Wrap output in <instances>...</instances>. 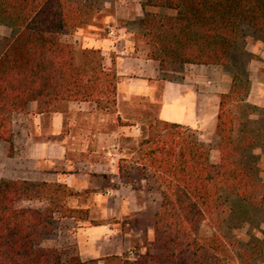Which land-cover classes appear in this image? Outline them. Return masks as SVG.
Instances as JSON below:
<instances>
[{"label": "trees", "instance_id": "1", "mask_svg": "<svg viewBox=\"0 0 264 264\" xmlns=\"http://www.w3.org/2000/svg\"><path fill=\"white\" fill-rule=\"evenodd\" d=\"M101 6L102 0H0V25L10 30L0 38V143H12L13 117L27 114L31 102H37L39 114L64 111L72 101L116 109V69L104 65L100 50H89L79 63L74 47L63 40L65 33L90 23ZM142 7L137 34L162 71L227 66L249 37L264 44V0H144ZM237 84L234 75L231 90L220 96L218 162L197 129L165 120L149 126L137 158L119 159L124 184L139 181L140 190L161 196L147 252L136 260L121 258L122 264L251 263L249 252L222 233L231 198L251 206L264 203L254 133L236 132L232 109L250 87L242 91ZM72 195L65 184L2 180L0 264H98L99 259L83 261L75 246L44 245L62 218L88 220V210L67 205ZM204 226L216 234L201 235Z\"/></svg>", "mask_w": 264, "mask_h": 264}, {"label": "crops", "instance_id": "2", "mask_svg": "<svg viewBox=\"0 0 264 264\" xmlns=\"http://www.w3.org/2000/svg\"><path fill=\"white\" fill-rule=\"evenodd\" d=\"M104 65L107 68L114 67L119 76L117 120L120 118L125 120V117L129 115L140 116L142 109L132 107L131 102L136 98H147L154 101L156 93L159 92L158 116L160 120L177 122L197 129L201 137L206 140L216 137L220 96L231 90L233 82V77L225 73L221 66L191 64L194 68L193 72L187 76L185 81L159 82L158 77L162 70L156 61L147 57H118L115 66L113 63L112 66L105 63ZM210 77L213 79V84L206 85ZM247 101L257 108L264 109L263 71L252 78ZM86 106L96 108L97 104L72 101L67 103L66 111L39 114L36 112L37 102H31L29 112L21 114L23 115L22 123L18 124L17 119H13L12 143L16 149L19 148V151H15L9 157L11 164L17 168H12V173H17V176L10 177V179L60 183L76 192H83L94 187V181L107 182L110 180V183L101 184L108 191L112 187L111 183L113 184L117 178H120L119 158L129 157L133 153H125L123 150L113 153L105 150L100 152V155L105 156L104 159L93 161L90 157L98 151L83 149V155L78 157L75 154L77 150L70 148L68 141L84 138L85 132L80 135L75 130V125L79 123L73 119L71 114H77L76 109L85 110ZM104 120L106 119H102L103 122ZM112 122L115 124L114 119ZM117 127L120 126L117 125ZM123 127L137 129L140 126L138 122H132V125ZM113 135L114 132L110 136ZM255 154L259 157V165L264 171V153L257 150ZM116 155L119 156L118 159L114 158ZM262 174L264 176V172ZM124 185L129 186L130 184ZM105 198L101 196L98 200L100 202L113 199L117 202L124 201L121 198ZM130 200V208L126 207L120 212L104 206L100 216L103 222L98 225L88 226L86 220L79 218H62L61 220L68 224L64 229V236L70 237V241L64 242L61 232L53 245L57 247L75 246L83 261L99 259L98 264H111L114 261L110 257L114 256L117 257L116 260L121 259L126 252H130L133 243L137 240L143 245L141 249L144 250L146 244L143 241L146 239L151 242L154 239L152 224H147L145 230L140 228L124 231L113 219L115 214L138 215L139 210L145 209V207L141 209L134 207L132 205L134 199ZM160 202L161 197L156 199V210ZM73 208H78V206ZM96 218L95 212L91 210L89 219Z\"/></svg>", "mask_w": 264, "mask_h": 264}, {"label": "rangeland", "instance_id": "3", "mask_svg": "<svg viewBox=\"0 0 264 264\" xmlns=\"http://www.w3.org/2000/svg\"><path fill=\"white\" fill-rule=\"evenodd\" d=\"M143 2L144 0H102L101 9L95 14L94 19L76 30L65 33L63 40L74 47L77 60L81 64L86 61V53L89 50H100L103 62L109 66H112V63L115 66V61L118 57L143 56L148 58L150 48L138 36V26L136 24V21L144 14ZM153 10L155 9L153 8ZM9 34L10 30L0 25V38ZM244 48L248 51L247 54H242L241 49ZM234 58L235 63L233 62L230 65L221 67L225 73H229L232 77L238 75L237 87L245 91L248 85L250 87L252 78L258 76L260 71L263 70L264 44L249 37L243 45H238ZM193 69L191 65H185L177 70H164L160 73L158 80L159 82H183L187 76L192 74ZM246 81H248V84ZM208 84H213L212 77L206 81V85ZM156 94L154 101L147 98L134 99L131 102V106L141 108L142 114L140 116L129 115L125 117V120L121 118L117 120V108L109 112L98 106L96 108L86 106L85 110H82V108L81 110L76 109L77 114L72 115V113L71 116L79 124L72 127L80 135L83 134L82 132H85V137L76 140L70 139L68 146L77 150L75 154L78 157L83 155V149L86 151H98V153L90 157L93 161L104 159L105 156L103 154L100 155V152H104L105 150L112 151L113 153H118L119 150H123L125 153L134 152L129 157L137 158L139 144L146 135L149 126L160 120L158 116L160 107L159 92ZM232 109L235 115L236 132H240L241 129L252 130L257 143L255 151L264 150V109L253 107L247 101V97H245L244 101L239 99L233 101ZM64 111H66V108ZM22 116L21 114H15L13 119H17V123L19 124L22 123ZM102 119H106L104 120L105 122ZM112 119L115 120V124L112 122ZM126 122H138L140 127L137 129L123 127L126 126L124 125ZM117 125L120 127L118 128ZM110 132H114V135L110 136ZM203 140L212 147L211 160L218 162L217 136L211 137L208 140L203 138ZM17 150L19 151V148L16 149L13 143H0V182L17 176V173H12V168H17L11 164L12 161L9 159ZM114 158L118 159L119 156L116 155ZM257 166L260 177L264 181L262 174L264 171L259 165V159L257 160ZM105 182L102 180L94 181V187L83 192H76L72 188H69L73 195L67 198V205L71 208L78 206L77 209L80 211L88 210L90 212L93 210L97 218H88L86 220V224L91 226L103 222L100 216L104 206L113 208L115 212H120L126 207L130 208V199H134L132 200L134 207H138V209L145 207V209L143 211L139 210L138 215L123 216L115 214L113 217L114 221L119 223L124 231L140 228L145 230L147 224H152V215L156 211V199L161 197L160 194L148 192L144 189L140 190L138 188L139 181L135 186H126L120 178H117L113 184L111 183L112 187L107 191L106 188L101 186ZM106 183H110V180ZM101 196L106 198H121L124 201L117 202L113 199L111 201L105 200L104 202H100L98 197ZM82 213L80 212L77 215L80 216ZM222 217L224 219L222 233L226 238L238 242L242 250L249 252L248 255L252 259L250 264H264V203L261 206H251L236 198H231L225 207ZM66 223V221H59L54 235L50 239L45 240V246L53 247L54 241L58 239L61 232L63 241H70V237L64 236V229L68 226ZM215 234L216 231L208 226H204L201 230V235L203 236L211 237ZM143 242L146 244L144 250L141 249L143 245L137 240L131 248L133 254H130V250L122 258L136 260L145 254L152 241L148 242L145 239ZM111 260L114 261L111 264H122L121 259L116 260L115 258H111ZM156 264L178 263L161 261Z\"/></svg>", "mask_w": 264, "mask_h": 264}, {"label": "built area", "instance_id": "4", "mask_svg": "<svg viewBox=\"0 0 264 264\" xmlns=\"http://www.w3.org/2000/svg\"><path fill=\"white\" fill-rule=\"evenodd\" d=\"M130 254H133V252L131 251Z\"/></svg>", "mask_w": 264, "mask_h": 264}]
</instances>
